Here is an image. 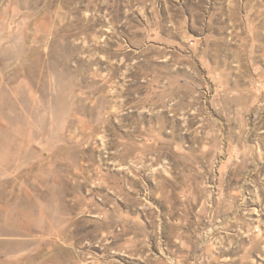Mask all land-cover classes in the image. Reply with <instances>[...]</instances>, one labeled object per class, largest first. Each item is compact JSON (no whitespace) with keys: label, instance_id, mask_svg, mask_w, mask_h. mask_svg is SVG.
Segmentation results:
<instances>
[{"label":"rangeland","instance_id":"rangeland-1","mask_svg":"<svg viewBox=\"0 0 264 264\" xmlns=\"http://www.w3.org/2000/svg\"><path fill=\"white\" fill-rule=\"evenodd\" d=\"M0 264H264V0H0Z\"/></svg>","mask_w":264,"mask_h":264}]
</instances>
